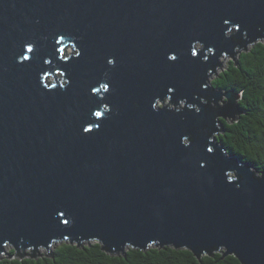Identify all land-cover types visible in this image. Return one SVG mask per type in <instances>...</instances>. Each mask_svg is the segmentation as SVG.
<instances>
[{"label":"water","instance_id":"95a60500","mask_svg":"<svg viewBox=\"0 0 264 264\" xmlns=\"http://www.w3.org/2000/svg\"><path fill=\"white\" fill-rule=\"evenodd\" d=\"M258 41L264 0H0V253L264 264V173L216 139L243 109L210 82Z\"/></svg>","mask_w":264,"mask_h":264},{"label":"trees","instance_id":"16d2710c","mask_svg":"<svg viewBox=\"0 0 264 264\" xmlns=\"http://www.w3.org/2000/svg\"><path fill=\"white\" fill-rule=\"evenodd\" d=\"M211 84L239 93V103L245 109L234 122L220 120L223 132L216 139L229 154L264 173V42L258 41L240 52L236 62H230ZM51 248L34 254L29 249L10 248L0 253V264H241L234 255L224 256L223 250L197 258L187 249L171 246L153 245L145 251L130 247L120 255L106 253L97 241L80 246L62 241Z\"/></svg>","mask_w":264,"mask_h":264},{"label":"rangeland","instance_id":"374dc122","mask_svg":"<svg viewBox=\"0 0 264 264\" xmlns=\"http://www.w3.org/2000/svg\"><path fill=\"white\" fill-rule=\"evenodd\" d=\"M69 51H71V50L68 48V52H69ZM234 62H235V61H234ZM229 63H230V61H229V62H223V63H222V66H221V70H219V72H221V71L223 70V68L227 67V66L229 65ZM10 248H12V245H11V244H6V245L4 246L3 253L7 252ZM51 249H52V248H51ZM37 251H38V252H43L44 249H43V248H39ZM3 253H2V254H3Z\"/></svg>","mask_w":264,"mask_h":264},{"label":"snow or ice","instance_id":"6c2138e0","mask_svg":"<svg viewBox=\"0 0 264 264\" xmlns=\"http://www.w3.org/2000/svg\"><path fill=\"white\" fill-rule=\"evenodd\" d=\"M173 59H174V57H173ZM105 87H106V86H105ZM96 115H97V116H100L101 114H100V113H96Z\"/></svg>","mask_w":264,"mask_h":264},{"label":"flooded vegetation","instance_id":"af4514ba","mask_svg":"<svg viewBox=\"0 0 264 264\" xmlns=\"http://www.w3.org/2000/svg\"><path fill=\"white\" fill-rule=\"evenodd\" d=\"M237 59V58H236ZM230 62H232V61H230ZM224 69V68H223ZM211 82V81H210ZM258 106H259V104H258ZM245 112V109H243V113Z\"/></svg>","mask_w":264,"mask_h":264}]
</instances>
